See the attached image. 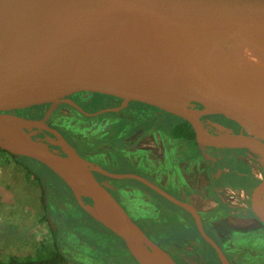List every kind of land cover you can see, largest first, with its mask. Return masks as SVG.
<instances>
[{"label": "water", "instance_id": "1", "mask_svg": "<svg viewBox=\"0 0 264 264\" xmlns=\"http://www.w3.org/2000/svg\"><path fill=\"white\" fill-rule=\"evenodd\" d=\"M239 28L256 50L264 0H0V151L35 161L59 178L77 206L118 238L136 264L177 263L129 218L110 194L112 187L93 171L141 181L188 211L218 262L228 264L188 205L140 177L113 175L85 161L45 120L74 94L133 101L186 121L204 156L205 146L257 144L264 160V83L202 86L210 77L208 64ZM41 105L48 109L40 120L14 114ZM201 117L229 122L242 133L208 134ZM34 129L50 132L59 152L34 139ZM263 191L264 172L251 192L253 212L264 224Z\"/></svg>", "mask_w": 264, "mask_h": 264}, {"label": "flooded vegetation", "instance_id": "2", "mask_svg": "<svg viewBox=\"0 0 264 264\" xmlns=\"http://www.w3.org/2000/svg\"><path fill=\"white\" fill-rule=\"evenodd\" d=\"M47 109L48 105H41L16 110L14 114L40 120ZM199 121L208 134L242 133L237 126L220 119L201 117ZM45 124L92 165L113 175L140 177L188 205L198 217L203 233L216 244L228 264H264V253L237 242L264 233V224L253 212L251 197L258 177L264 172V160L249 148L205 146L204 156L186 121L142 103L100 95L64 97ZM32 137L59 152L51 142L55 138L50 132L34 129ZM14 160H18L19 163H14L23 174L31 175L37 187L40 183L41 221L38 224L47 227L49 246H55L62 256L70 258L72 252H66L63 244L82 246V237L79 240L69 229L60 233L56 219L47 213L48 197L58 212L64 210L62 200L54 199L47 191L45 177L30 172L26 158L14 157ZM92 174L96 180L112 187L110 194L129 218L177 264H220L188 211L136 179L110 178L95 171ZM69 194L75 207L83 212L70 191ZM261 199L264 207V191ZM81 256L77 255V261L88 264Z\"/></svg>", "mask_w": 264, "mask_h": 264}, {"label": "rangeland", "instance_id": "3", "mask_svg": "<svg viewBox=\"0 0 264 264\" xmlns=\"http://www.w3.org/2000/svg\"><path fill=\"white\" fill-rule=\"evenodd\" d=\"M52 144L55 145L53 141ZM25 162L31 173L45 177L47 191L51 193V196L54 199L60 198L62 200L61 204L64 206V210L58 212L53 200L47 198L50 206L47 208V213L51 218L56 219L60 233L69 229L70 232L82 237L86 243L100 242L105 245L108 242L117 243L118 249L123 251L122 254L126 256L130 264H134L125 253L119 239L96 225L75 207L69 191L54 174L35 161L26 160ZM19 167L8 156L0 160V255L2 257L4 254L14 253L21 257L31 252L30 255L41 257L44 252L36 250V247L30 252L27 250L29 243H32L30 246L39 242H47L46 244L49 245L47 227L43 223L38 224L41 221V206L38 203L40 183L37 187L38 184H35L31 175L29 173L23 174ZM237 242L242 243L243 246L256 249L258 253H264V233L254 235L249 240H238ZM112 243L109 245L111 248H113Z\"/></svg>", "mask_w": 264, "mask_h": 264}, {"label": "bare ground", "instance_id": "4", "mask_svg": "<svg viewBox=\"0 0 264 264\" xmlns=\"http://www.w3.org/2000/svg\"><path fill=\"white\" fill-rule=\"evenodd\" d=\"M254 43L256 50L250 47L244 30L239 28L233 39L208 64L210 77L202 86L218 88L248 82L264 83V31L255 34ZM248 148L262 156V150L257 144H250ZM80 191L85 193L86 186H80ZM252 208L255 210L254 205ZM89 210L93 211V208L89 207Z\"/></svg>", "mask_w": 264, "mask_h": 264}, {"label": "trees", "instance_id": "5", "mask_svg": "<svg viewBox=\"0 0 264 264\" xmlns=\"http://www.w3.org/2000/svg\"><path fill=\"white\" fill-rule=\"evenodd\" d=\"M31 108H34V107H31ZM6 156H8L14 162L19 163L18 160H14L13 156H10L9 154H7L5 152L0 151V160H3ZM26 160H29V159H26ZM83 199L85 201L89 202V200L87 198H83ZM82 213H84V212H82ZM87 217L92 222H94L89 216H87ZM95 224L100 226L97 223H95ZM101 228H103V227H101ZM104 230H106V229H104ZM78 237H80V236H78ZM79 240H81V237L79 238ZM30 241H31V239H30ZM82 242H83L82 246L75 245L74 247H70L68 245L63 244V246L66 247V252H72L70 258H66V257L62 256L61 250L57 249L53 245L49 246L46 243L44 244L43 242H39L35 245L30 246L32 243H29L28 244L29 247L27 250L30 252L36 247V250H38L40 252L41 251L44 252L41 257L30 255L31 252L28 255L21 256V257H18L14 253L4 254V255H2V257L0 255V264H66L67 262L70 264H81L80 262L77 261V255H82L81 256L82 259H87L88 264H121L124 261L128 262L123 257L124 254L122 255L123 251L118 249L117 243H112V242H108V241H107L108 244H106V245L103 243H100V242H94V243L87 242L86 243L83 239H82ZM111 243H112L113 248H111L109 246ZM71 249H72V251H70ZM75 252H76V255H75ZM125 253H126V251H125ZM127 256H129V255L127 254ZM123 259H124V261H123ZM129 259L132 262H134L130 258V256H129ZM134 264H136V263L134 262Z\"/></svg>", "mask_w": 264, "mask_h": 264}]
</instances>
